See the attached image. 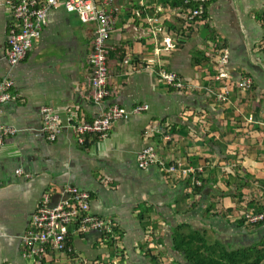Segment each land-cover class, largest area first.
Returning a JSON list of instances; mask_svg holds the SVG:
<instances>
[{"label":"crops","instance_id":"obj_1","mask_svg":"<svg viewBox=\"0 0 264 264\" xmlns=\"http://www.w3.org/2000/svg\"><path fill=\"white\" fill-rule=\"evenodd\" d=\"M5 1L0 0V81L10 78L14 86L11 99L0 104V124L16 132L0 145V264H34L23 255L21 236L42 194L48 191L54 205L66 184L90 193L91 212L115 223L119 240L111 245L98 231L78 234L69 226L75 253L51 252L43 264H151L148 250L160 264H191L176 246L194 233L215 247L212 253L260 245L264 222L251 225L242 217L264 205V0H209L203 18L188 30L182 9L170 0H111L115 24L107 40V85L113 94L101 104L89 98L87 59L96 26L81 22L66 0H58L31 50L11 65ZM151 16L163 28L158 39L146 21ZM164 32L175 46L157 59L155 46L164 45ZM222 47L231 81L226 102L207 90L218 84L212 78L214 53ZM161 66L194 89L176 90L160 81ZM246 76L252 87H236ZM112 103L147 109L115 121L106 138L88 137L84 145L67 128L53 141L41 131L42 106L52 107L63 122L72 112L92 121ZM152 126L164 134L146 137ZM147 144L166 162L195 169L201 186L179 171L139 168L137 154Z\"/></svg>","mask_w":264,"mask_h":264},{"label":"built area","instance_id":"obj_2","mask_svg":"<svg viewBox=\"0 0 264 264\" xmlns=\"http://www.w3.org/2000/svg\"><path fill=\"white\" fill-rule=\"evenodd\" d=\"M58 0H6L9 9L12 26L8 31V49L6 55L10 64L20 60L31 47L32 40L39 34L43 26L47 24L48 10L57 4ZM209 0H183L182 17L188 24L194 20L203 18ZM65 7L69 11H75L83 23H93L95 27L91 51L87 59L89 67V98L101 104L105 98L112 95L113 91L107 87V58L109 47L107 40L114 28L115 17L111 0H66ZM151 27L153 36L163 28L156 26L159 18L151 16L146 19ZM264 24V18H263ZM163 46H155L154 56L158 59L160 54L171 51L174 46L173 37L164 32ZM155 39V41H156ZM213 56V55H211ZM215 72L213 80L218 84L216 89L207 90L219 102L229 101L231 93V81L226 69L228 53L226 48H216ZM154 62L155 59H149ZM159 61V60H158ZM127 63V61H126ZM160 64V63H159ZM156 77L176 89H194L195 85L185 82L175 72L158 68ZM14 82L10 78L0 81V104L11 99ZM236 87L249 90L252 87V78L243 77L236 82ZM147 109L146 104L134 105L126 108L118 104H112L103 109L92 121L80 120L77 113L72 112L65 122L59 114L50 106L40 108L41 131L49 141H53L64 128L71 131L75 142L84 145L88 137L104 139L108 136L112 124L117 120H125L133 114ZM15 128L0 124V145L6 137L15 134ZM164 132L158 126H152L144 132L146 137ZM164 139H170L164 135ZM137 165L141 169L155 165L167 174L179 171L181 175L188 176L195 186H201V180L196 170L190 166H182L174 162H166L156 153L152 144L145 145L137 154ZM17 174H23L22 170H16ZM60 200L50 204V193L45 191L30 219L28 228L21 236L23 255L32 259L34 264H43L51 252H57L71 256L75 253L73 245L69 241V226L78 234L90 231H98L107 240L118 241L116 224L110 220L94 214L90 210V193L79 189L72 184H66L61 192ZM243 219L251 225H259L264 222V205L260 210L250 208L243 214ZM80 264H87L80 262Z\"/></svg>","mask_w":264,"mask_h":264},{"label":"trees","instance_id":"obj_3","mask_svg":"<svg viewBox=\"0 0 264 264\" xmlns=\"http://www.w3.org/2000/svg\"><path fill=\"white\" fill-rule=\"evenodd\" d=\"M173 6H181L183 0H170ZM191 29L192 26L186 27ZM195 186V185H194ZM199 186H195L197 188ZM262 207L256 208L260 210ZM243 218V217H242ZM117 230V228H116ZM118 232V231H117ZM111 245H115L116 241L108 240ZM177 249L183 251L184 257L191 264H261L264 261V239L260 245L252 246L242 250L227 251L219 249L217 253H212L213 245L207 244L202 234L194 233L187 235L184 239H179ZM151 264H160L158 255L151 250L146 253ZM107 264H112L107 263Z\"/></svg>","mask_w":264,"mask_h":264},{"label":"bare ground","instance_id":"obj_4","mask_svg":"<svg viewBox=\"0 0 264 264\" xmlns=\"http://www.w3.org/2000/svg\"><path fill=\"white\" fill-rule=\"evenodd\" d=\"M54 7V6H53ZM180 8L182 9V12H183V7H181L180 6ZM51 9V8H50ZM49 9V10H50ZM49 10H48V12H49ZM48 14V13H47ZM159 18V17H158ZM200 19V18H199ZM185 21V20H184ZM186 22V21H185ZM187 25H188V23H186ZM11 26H12V21L10 20V24H9V30H10V28H11ZM44 28V26L42 27V29ZM41 29V30H42ZM41 30L39 31V32H41ZM38 36V35H37ZM37 36L36 37H34L33 38V40H32V44H31V47L27 50V52L25 53V55L20 59V60H22L25 56H26V54L31 50V48L33 47V42H34V40L37 38ZM7 49H8V47H7ZM109 53H110V51H109ZM161 55V54H160ZM109 56V55H108ZM160 57V56H159ZM6 58H7V55H6ZM7 60H8V58H7ZM20 60H18L16 63H18ZM107 60H108V58H107ZM9 62V61H8ZM10 63V62H9ZM15 63V64H16ZM15 64H11V65H15ZM160 64H161V62H160ZM160 68H163V69H165L164 67H160ZM170 86V85H169ZM107 87H108V85H107ZM170 87H172V86H170ZM109 88V87H108ZM172 88H174V87H172ZM109 89H111V88H109ZM174 89H176V88H174ZM112 90V89H111ZM176 90H179V89H176ZM113 91V90H112ZM113 94V93H112ZM110 97V96H109ZM109 97H107V98H105V100H107ZM104 100V101H105ZM112 104H114V103H112ZM112 104H110V105H112ZM109 105V106H110ZM118 233V232H117ZM102 235V234H101ZM103 236V235H102ZM105 239V238H104ZM107 240V239H106ZM118 240H119V233H118Z\"/></svg>","mask_w":264,"mask_h":264}]
</instances>
